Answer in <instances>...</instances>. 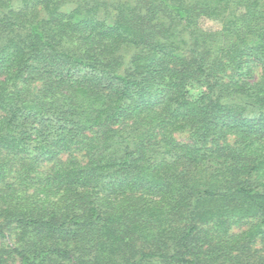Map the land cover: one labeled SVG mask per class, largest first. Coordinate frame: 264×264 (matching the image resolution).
Listing matches in <instances>:
<instances>
[{"label": "trees", "instance_id": "1", "mask_svg": "<svg viewBox=\"0 0 264 264\" xmlns=\"http://www.w3.org/2000/svg\"><path fill=\"white\" fill-rule=\"evenodd\" d=\"M258 240L264 0H0V264H264Z\"/></svg>", "mask_w": 264, "mask_h": 264}, {"label": "rangeland", "instance_id": "2", "mask_svg": "<svg viewBox=\"0 0 264 264\" xmlns=\"http://www.w3.org/2000/svg\"><path fill=\"white\" fill-rule=\"evenodd\" d=\"M203 25L206 28H211V29H217V28H219V24L217 22H214V21H211V20H204ZM258 70H260V69H258ZM178 136L181 137L182 139H185L186 138V134L185 133L180 134V135L178 134ZM249 225H250L249 223L243 222L241 224H238V225L234 226V230L235 231L244 230ZM255 248H257L259 252H263L264 251V243L263 242L261 243L258 240V242L255 245Z\"/></svg>", "mask_w": 264, "mask_h": 264}]
</instances>
